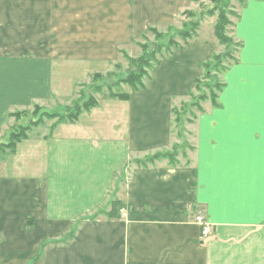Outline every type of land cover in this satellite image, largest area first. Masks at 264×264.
I'll use <instances>...</instances> for the list:
<instances>
[{
	"label": "crops",
	"instance_id": "0c3cea01",
	"mask_svg": "<svg viewBox=\"0 0 264 264\" xmlns=\"http://www.w3.org/2000/svg\"><path fill=\"white\" fill-rule=\"evenodd\" d=\"M201 1L0 0V143L22 121L15 112L74 101L149 27ZM238 14V61L221 75L219 105L204 101L187 123L175 166L136 160L179 142L172 107L225 49L202 26L128 100L105 96L0 152V264H264V0H244ZM113 198L120 217L88 218Z\"/></svg>",
	"mask_w": 264,
	"mask_h": 264
},
{
	"label": "trees",
	"instance_id": "16d2710c",
	"mask_svg": "<svg viewBox=\"0 0 264 264\" xmlns=\"http://www.w3.org/2000/svg\"><path fill=\"white\" fill-rule=\"evenodd\" d=\"M214 3V6L207 10L198 9H185L180 13V15L185 16L189 20L184 21L182 29L174 28L173 24L169 25L167 32L173 31V33H163L156 27H149L147 32H152L156 38V44L150 46L149 43L139 42V46L142 49V53L133 58L129 56L126 51H121L122 55L127 59L130 65L133 66L129 70L126 76L116 80L113 85L128 84L132 90L145 89L147 87V81L151 79L148 70H152L156 65L161 63L162 60L169 58L175 50L182 49L189 41L197 36L199 26L205 15H217V20L214 26V34L218 39L219 43L225 47L223 52L215 53L211 59L202 63L205 70V75L203 78L195 79L194 90L190 91L189 97L191 101H183L178 106L172 107L173 114V133L175 129L177 130V135L180 139L184 141L185 123H191L197 117L198 112H203L204 109L201 106V102L210 100L213 106H218L219 93L224 88L225 84L221 79V75L234 63L238 61L236 57V51L242 46L240 41L234 39L233 36L227 34V27L229 25L233 26L234 22L231 21L229 15H235L239 18L237 12L233 10H227L230 6V0H210ZM203 1L200 3V7L203 8ZM179 15V16H180ZM169 30V31H168ZM146 34H143V37ZM177 37L180 39L178 40ZM165 50L166 55L158 58V55ZM115 67L119 68L120 63H117ZM113 72L109 71L107 73H94L92 76L93 84L105 76L112 75ZM146 77V81L143 78ZM92 84V85H93ZM97 85V84H95ZM109 86L110 98H118L121 100H128L130 97L129 92H114L111 90V84ZM103 86L97 85L95 87L96 92H101ZM195 92V93H194ZM82 94L78 99L72 102V105L64 107L63 112H57L52 110H47L45 107L35 104L33 108L29 111L15 112L17 122L23 118H26L27 122L25 124L17 123L9 131L6 141L0 143V152L14 153L16 151L17 144L24 139L29 137V133L34 129L45 123V120H55L50 126V132L54 130L59 123H74L76 122L80 115L89 111L98 104V100L94 95H90L85 98L82 103L80 100L83 97ZM83 99V98H82ZM196 108L198 111L195 113L192 109ZM187 113L190 115L186 117ZM191 117V118H190ZM185 143V144H184ZM181 145H187V142L174 143L171 149L162 150L155 152L153 154L147 155L145 158L137 159L136 162L140 166H147L156 160L167 159L172 166L178 163V155ZM183 155H186V150L183 149ZM108 204L110 208H99L94 213H92L88 218L96 219L100 215H106L109 218L120 217V211L123 207V203L118 199H110ZM74 231L69 232L63 238L55 240V242L64 241L72 238ZM41 254V252H40ZM40 254L38 256H40Z\"/></svg>",
	"mask_w": 264,
	"mask_h": 264
},
{
	"label": "rangeland",
	"instance_id": "374dc122",
	"mask_svg": "<svg viewBox=\"0 0 264 264\" xmlns=\"http://www.w3.org/2000/svg\"><path fill=\"white\" fill-rule=\"evenodd\" d=\"M243 1L244 0H230V6H229V8L227 9V10H233V12H237L238 13V11H239V9H240V7H241V5L243 4ZM202 2V1H201ZM201 2H199L196 6H194V7H192V8H194V9H198V10H207V9H210V8H212L213 6H214V3H212L210 0H203V2L204 3H202V4H204L203 6V8H201L200 7V3ZM228 16H229V18L231 19V21H233V22H235V19H236V17H235V15H229L228 14ZM188 21L189 19L188 18H186L185 16H183V15H180L179 17H178V20H177V22L175 23V24H173L174 26V28H176V29H182L183 28V23H184V21ZM216 20H217V15H205L204 16V18H203V20H202V22H201V24H200V26H202V29H201V31L202 32H204V33H206V32H211V31H214V26H215V23H216ZM200 26H199V28H200ZM167 28L168 27H166L165 29H163L162 30V28L161 29H159L160 31H163V33H167V34H169L171 31H169V32H167ZM231 28H232V26L231 25H229L228 27H227V34L228 35H230L231 34ZM199 30V29H198ZM171 33H173V31L171 32ZM209 34V33H208ZM146 37H140L139 38V40H138V42L137 43H139V42H141V43H145V42H147V43H149L150 44V46H154L155 44H156V38H155V36H154V34L152 33V32H148L146 35H145ZM231 36V35H230ZM177 39L178 40H180L178 37H177ZM127 51V53L129 54V56H131V57H133V58H136V57H138L141 53H142V49L140 48V46L139 47H136V46H134L133 48H129L128 50H126ZM165 56L166 55V53H165V50H162V52L158 55V58H162L161 56ZM122 58L124 59H122L123 61L122 62H120V67L119 68H117V67H114L113 68V70H112V72H113V74L112 75H110V76H105L103 79H100V80H97L94 84H93V81L91 80L90 81V83H89V85L87 84V85H85V87L83 88V91L82 92H84V95H83V99L81 98V99H79L80 100V103H82L83 102V100L85 99V98H87V97H89L90 95H94L96 98H97V100L98 99H101V98H104L105 96H108L109 95V86H107L106 84H108V85H110L111 84V90L112 91H114V92H129L130 90H131V87L128 85V84H120V85H113L115 82H117L116 80H118L119 78H121V77H124V76H126L127 75V73L129 72V70L131 69V68H133V66L132 65H130L129 64V62L127 61V59L122 55ZM150 73V70H148V74ZM151 74V73H150ZM146 77H144L143 78V80L144 81H146ZM93 84V85H92ZM95 84H97V85H102L103 86V90L101 91V92H96L95 91V87L97 86V85H95ZM109 89V90H108ZM195 93V92H194ZM80 96H78L77 98H75V99H78ZM187 101H191V98L189 97L188 99H187ZM186 101V102H187ZM72 102L73 101H71V102H67V103H65V102H63V103H61V102H59V101H56V102H51L50 104H45L44 105V107L47 109V110H52V111H57V112H63V110H64V107H66V106H70V105H72ZM182 102H180V103H176L175 105L176 106H178L177 104H181ZM202 103L203 102H201V106H202ZM32 109V108H31ZM195 113H197L198 111L196 110V108H194V109H192ZM190 115L187 113V115H186V117L184 116V118L185 119H187V117H189ZM191 118V117H190ZM55 120H45V123L44 124H41L40 126H38L37 128H34L33 130V135H36V136H42V135H44V134H47V133H49L50 132V126H51V124L54 122ZM27 122V120H26V118H23L22 119V121H21V123L22 124H25ZM189 124V123H188ZM188 124L187 123H185V131L187 132V127H188ZM189 128L190 129H193V127L192 126H190L189 125ZM175 137H177L179 140V142H176V143H180V144H182L183 142H187V134H185V136H184V141H183V139H180L179 137H178V135H177V130L175 129V135H174ZM188 137H189V135H188ZM6 141V140H5ZM189 142V141H188ZM188 142H187V144H188ZM185 144V143H184ZM190 146V145H189ZM189 146H187V145H181V147H180V150H179V155H178V157H180V158H183L184 156H183V149H185L187 152H188V148H189ZM171 148H172V146H171ZM171 148H169V149H171ZM126 177H127V174L124 176V178H122L121 180H120V182H121V186H124V183H125V181H126ZM118 185V184H117ZM106 208H107V210L110 208V205L108 204L107 206H106Z\"/></svg>",
	"mask_w": 264,
	"mask_h": 264
},
{
	"label": "built area",
	"instance_id": "2783aa9c",
	"mask_svg": "<svg viewBox=\"0 0 264 264\" xmlns=\"http://www.w3.org/2000/svg\"><path fill=\"white\" fill-rule=\"evenodd\" d=\"M196 221L202 226V235L206 236L210 232V223L202 216H197Z\"/></svg>",
	"mask_w": 264,
	"mask_h": 264
}]
</instances>
